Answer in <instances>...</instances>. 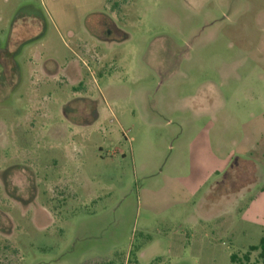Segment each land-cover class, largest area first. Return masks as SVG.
Here are the masks:
<instances>
[{
    "label": "rangeland",
    "instance_id": "rangeland-1",
    "mask_svg": "<svg viewBox=\"0 0 264 264\" xmlns=\"http://www.w3.org/2000/svg\"><path fill=\"white\" fill-rule=\"evenodd\" d=\"M108 4L0 0V81L14 86L0 95V129L11 133L8 161H36L46 214L35 222L0 182V264H232L264 238V0H129L117 23L129 38L105 46L89 35ZM74 60L63 91L41 68ZM75 90L99 119L65 134L48 104ZM29 126L44 128L39 141ZM5 161L0 148V170Z\"/></svg>",
    "mask_w": 264,
    "mask_h": 264
},
{
    "label": "flooded vegetation",
    "instance_id": "flooded-vegetation-1",
    "mask_svg": "<svg viewBox=\"0 0 264 264\" xmlns=\"http://www.w3.org/2000/svg\"><path fill=\"white\" fill-rule=\"evenodd\" d=\"M129 0H109V11L106 14H100V18L101 21L98 23V30L95 32L93 31V33H90L89 35V39H95L97 42L104 44L105 46H110L113 44H120L122 43L125 39L129 38L128 35L126 33H124L123 31H121L117 26V23L120 22L118 15L119 13V7L118 6H126L128 5ZM124 4V5H122ZM110 12V14H109ZM118 17V18H117ZM97 33H104L106 38V40L102 39L103 37H100L97 35ZM113 36L114 39H109ZM87 40L84 41H80L79 45L83 46V44H85V46L87 45L86 43ZM2 56H3V49L0 48V67H3L6 65L5 62L2 61ZM48 63L44 62L43 65L41 66L42 71L44 72V74L49 78L48 81L50 82H55V81H60V88L62 89V91L66 88V86L68 84H66L67 82L70 83L73 77V74H75L78 71L77 68V60H74V62H71L68 64V66H65L63 68L58 67H53V68H49L47 66ZM10 65L13 68V70H15V63L13 61L10 62ZM87 65H85L86 67ZM3 68H0V72H3ZM87 69L90 71V67L87 66ZM81 71V68H80ZM14 74V73H13ZM72 74V76H71ZM81 82L84 80V76H86V73L83 74L81 71ZM114 75V72H110V74L107 73H103L101 75L100 78L106 77L108 76L109 78H112ZM14 76V75H13ZM60 76H62L63 78H66V80H61ZM11 84H5L4 81H0V95L7 89V86L10 87H14L13 86V81H10ZM81 82H79L81 84ZM76 87V86H75ZM80 90H75L73 94H79ZM61 98L62 95H60ZM51 99V97H47V101H49ZM73 102H81V103H85L87 104L86 107H83L81 110L79 109H71V104ZM90 104V105H88ZM49 107L51 108L49 113H50V119L52 120V124L55 125L57 124L56 122V117H57V106L60 107V109L58 110L61 118L63 120H65L66 122V127H65V134L67 133H73L74 128L76 129H82V128H86L87 126L93 124L94 122H96L99 119V112L97 111V102L94 101L92 99V96H89L87 94H82L80 93L79 96H76L75 98H73V100H60L59 104L57 103H51L48 104ZM89 106V107H88ZM92 108H91V107ZM90 111V112H89ZM71 115H74L76 117H79L80 119L77 121H74L70 118ZM91 117L89 120L88 117ZM50 126L48 127L46 130L48 131V135H55V133H59L55 132L58 128H61V126L56 125V126ZM3 129H0V148H1V152L5 153V156L7 158V161H5V166H3V168L0 170V182H1V188L3 190V193L5 195V197H7L8 199H11V201L15 202L17 205H19V208L24 212V214H26L29 210H34L35 212V217L34 220L35 222H40L41 218H43L46 214L43 210V208H41V206L39 205V195H40V190H39V173L37 168H35V160H34V164L30 165L27 164L25 162H19L17 159L18 158H11L8 161V157H9V153H8V140L10 137V130L9 128L6 126ZM44 129L39 127V129L37 130V132H35V128L32 126H29L26 128V134L30 135L33 137L32 141L35 143V141H39V137L36 138V134L39 136L40 135V130ZM60 130V129H58ZM35 136V137H34ZM36 138V140H35ZM56 138V137H53ZM17 138H13V140H15V145L18 146V149L20 148L21 150H28V152H31V155L36 159V157L34 155H37L35 152V149L33 148V143L31 146H26V147H21L18 144V140H16ZM49 151H55L57 152V149L59 148H55L50 146L48 147ZM62 153H64V157H67L66 155V151L62 150ZM58 153V152H57ZM13 161V162H12ZM59 164V160L57 158H51L49 160V164L47 166V168L49 169V171H54L56 170V166L57 163ZM38 163V162H37ZM15 174H19L22 176L23 181L22 184L17 183L15 180L12 181L11 177H14L13 175ZM11 178V179H10ZM8 222H12L10 219V216L8 213L5 214ZM47 217V216H46Z\"/></svg>",
    "mask_w": 264,
    "mask_h": 264
},
{
    "label": "trees",
    "instance_id": "trees-1",
    "mask_svg": "<svg viewBox=\"0 0 264 264\" xmlns=\"http://www.w3.org/2000/svg\"><path fill=\"white\" fill-rule=\"evenodd\" d=\"M256 258L253 259V255ZM232 264H264V238L261 239L259 245L251 246L245 254H234L231 256Z\"/></svg>",
    "mask_w": 264,
    "mask_h": 264
},
{
    "label": "crops",
    "instance_id": "crops-1",
    "mask_svg": "<svg viewBox=\"0 0 264 264\" xmlns=\"http://www.w3.org/2000/svg\"><path fill=\"white\" fill-rule=\"evenodd\" d=\"M19 28H16V29H14L15 31L16 30H18ZM14 33H17V32H14ZM119 68V66L117 67V69ZM96 82V81H95ZM255 172H256V167H255ZM216 182V181H215ZM214 182V183H215ZM217 184V183H216ZM216 184H214V185H212V187H211V191H216V188H215V185ZM216 192H214V193H211L213 196H214V194H215ZM211 194H209L210 196H211ZM210 196H208L207 197V201L205 202V204H204V208L207 210V211H205V213H201L203 216H205L206 215V212H207V217L206 218H204V220H207V222L208 221H210V219H214L215 217H216V214H215V208H216V204H215V200H214V198H215V196H214V198L212 199V197H210ZM223 195H221L220 196V198L222 197ZM204 209V210H205ZM43 210L45 211V209L43 208ZM224 212V211H223ZM48 215L49 214H51L50 212H46ZM221 213V212H220ZM200 214V215H201ZM219 215V214H218ZM194 219V220H193ZM192 220L195 222V223H197V221L198 222H200V220H198V219H196V218H193ZM130 262V261H129ZM128 262V263H129ZM125 264H127V263H125ZM135 264H138V261L135 263Z\"/></svg>",
    "mask_w": 264,
    "mask_h": 264
}]
</instances>
